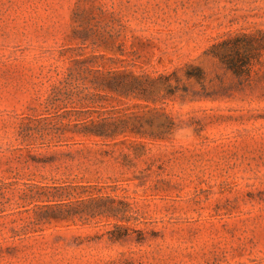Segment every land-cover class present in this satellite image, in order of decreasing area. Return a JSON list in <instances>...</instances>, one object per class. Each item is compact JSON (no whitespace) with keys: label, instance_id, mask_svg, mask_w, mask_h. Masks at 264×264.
I'll return each mask as SVG.
<instances>
[{"label":"rangeland","instance_id":"obj_1","mask_svg":"<svg viewBox=\"0 0 264 264\" xmlns=\"http://www.w3.org/2000/svg\"><path fill=\"white\" fill-rule=\"evenodd\" d=\"M0 264H264V0H0Z\"/></svg>","mask_w":264,"mask_h":264},{"label":"trees","instance_id":"obj_2","mask_svg":"<svg viewBox=\"0 0 264 264\" xmlns=\"http://www.w3.org/2000/svg\"><path fill=\"white\" fill-rule=\"evenodd\" d=\"M219 58L222 62H225L227 64L228 69L232 70L235 74L239 73L238 72L239 69L237 68V66L235 64H233V62H230V60H228L225 56H219ZM241 64L244 65V64H246V62L243 61V62H241ZM196 77H199V76L197 75ZM116 81H118V80H116ZM116 81L109 82L106 85H108V87H109V85L111 87H113V91H115L118 94H126V92H127L126 89H128L129 84L123 83L122 81L120 83H118ZM103 129L104 128H102V127H96L93 129V131H94L93 133H96L97 135H101V133L99 131H102ZM107 217H109V216H107ZM111 217L118 219L119 221H122L125 218L124 216H121L120 218H118V216H116L114 214H112ZM121 238H122V236H118V235L112 236L113 241H118Z\"/></svg>","mask_w":264,"mask_h":264}]
</instances>
